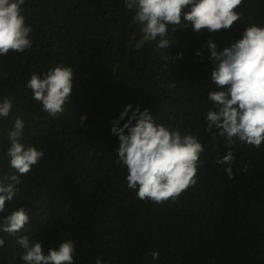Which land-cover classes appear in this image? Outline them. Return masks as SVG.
Returning <instances> with one entry per match:
<instances>
[{
    "label": "trees",
    "instance_id": "trees-1",
    "mask_svg": "<svg viewBox=\"0 0 264 264\" xmlns=\"http://www.w3.org/2000/svg\"><path fill=\"white\" fill-rule=\"evenodd\" d=\"M22 7L32 47L0 56V102L13 101L9 117H0V173L13 171L6 154L17 118L25 123L21 143L44 156L0 213V223L21 207L29 216L16 236L0 231V264H24L16 243L22 236L42 242L45 254L73 241L74 264H264V143L256 150L237 141L230 180L229 165L213 162L229 150L225 140L214 143L205 131L214 90L208 41L219 52L247 27H264V0H243L242 21L216 33H196L182 17L187 26L169 27L173 46L165 52L183 58L167 65L157 42L133 50L141 26L124 0H25ZM57 65L73 69L74 90L65 113L52 118L26 85L33 73L43 78ZM129 104V116L136 107L148 109L157 123L204 146L197 184L175 203L142 201L127 187L111 128Z\"/></svg>",
    "mask_w": 264,
    "mask_h": 264
},
{
    "label": "clouds",
    "instance_id": "clouds-1",
    "mask_svg": "<svg viewBox=\"0 0 264 264\" xmlns=\"http://www.w3.org/2000/svg\"><path fill=\"white\" fill-rule=\"evenodd\" d=\"M243 0H124V6L134 12V23L141 26L142 38L133 46L139 51L146 44L157 42V50H163L167 57L165 65L172 59H182L183 53L175 58L165 50L173 40L169 34L179 28L192 25L196 33L207 29L209 33L230 30L234 23L242 21V13L237 9ZM25 0H0V56L10 51L24 53L32 47L29 38L32 28L26 25L23 15ZM188 9V11H185ZM183 20L187 23L182 24ZM211 73L214 90L207 94L212 107L206 113L205 131L211 134L214 143L223 138L229 148L225 155L213 161L225 168L228 178H234L231 164L235 155L231 149L241 144L253 146L259 150L264 143V27L252 25L242 34V39L217 51V45L208 41ZM197 56L201 52L196 53ZM26 87L33 93V99L42 105L50 117L56 118L66 111V104L71 100L74 90V72L71 67L57 65L50 69L43 78L33 73ZM13 101L7 97L0 102V117H9ZM133 109L127 105L119 120L128 117L123 127H118L119 120L113 122L111 132L119 139L116 150L117 164L127 169L128 189L135 191L140 200H150L156 204L171 201L188 188L197 184L198 166L204 146L192 134L182 135L157 120L148 109ZM86 117H81V122ZM135 121V123H133ZM25 123L17 118L14 127L8 132L10 147V173H0V213L6 212V203L18 199L21 177L38 165L44 156L36 147H25L21 143ZM127 133V134H125ZM247 171V165L243 168ZM29 223L26 210L21 207L6 216L0 223V231L9 236H16ZM24 252L21 256L24 264H74L76 246L66 240L56 249H49L45 254L40 241L30 242L28 236L17 241ZM5 240L0 238V248ZM152 258L158 259L159 252H153ZM100 264V260H97Z\"/></svg>",
    "mask_w": 264,
    "mask_h": 264
}]
</instances>
